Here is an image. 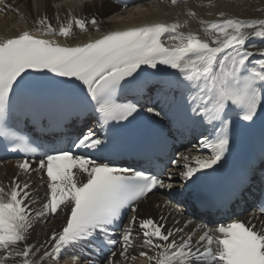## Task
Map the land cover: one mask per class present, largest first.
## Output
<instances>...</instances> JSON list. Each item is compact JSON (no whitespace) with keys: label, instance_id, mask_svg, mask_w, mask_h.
Returning <instances> with one entry per match:
<instances>
[{"label":"snow or ice","instance_id":"6c2138e0","mask_svg":"<svg viewBox=\"0 0 264 264\" xmlns=\"http://www.w3.org/2000/svg\"><path fill=\"white\" fill-rule=\"evenodd\" d=\"M171 2L176 4L177 0ZM5 7L12 10L10 5ZM5 7H0V11ZM187 14L195 16L192 11ZM219 17L200 20L202 37L192 31H181L187 27L185 20L108 31L83 44L61 45L41 37L67 39L74 35L73 26L85 31L86 24L96 25L97 19L70 17L61 22L57 18L59 26L54 28L45 16L35 22L37 26L32 30L0 38V137L10 141L14 151L30 156L37 154L28 138L14 131L15 125L11 123L12 97H22L34 73L44 77L51 73L54 77L81 82L94 102V111L99 114L98 125L103 127L109 122L127 121L138 112L134 103L115 101L114 94L123 87L122 82L136 87L128 78L136 80L141 66L157 71H162L158 66H166L178 73L176 82L187 93L190 118L210 129V135L199 141L207 146L210 154L192 157L195 167L189 166V158L184 156L185 170L180 172V179L189 181L197 172L213 168L229 149L233 124L230 113L235 112L242 122H255L264 111V59L252 62L254 51L246 47L252 38L264 41V18H226L223 12ZM166 35L169 43L164 42ZM256 51L264 57V47ZM47 78L53 80V77ZM53 86H58V82L49 85ZM146 111L161 115L155 107H148ZM73 147L100 152L104 141L89 128L78 136ZM172 164L177 165L178 161L173 160ZM16 167L25 174L33 171L46 174L47 200L34 211L39 197L33 198L30 182L21 184L14 175L10 186L0 184V264L58 261L67 247L84 241L101 250L116 246L118 241L109 235L108 229L118 226L125 209H131L132 215L119 241L121 259L117 260V253L112 251L103 264H121L129 259L137 222L142 246L156 250L151 256L139 252L149 264H264V219L259 224L253 222L256 217L220 222L213 227L197 224L191 233L177 240L176 235L184 233L192 221H185L183 227L165 229L154 218H139L135 206L139 201L154 189L172 187L157 175L131 172L129 168L113 167L95 158L76 155L71 147L46 148L35 167L28 159L18 162ZM73 169L86 174V182H78ZM168 178L172 179L171 173ZM61 210L65 211L66 220L61 230L54 229L39 246L27 243L34 221L43 218L46 222L48 216H55ZM258 211L264 217V202L258 205ZM198 232L202 234L194 239ZM79 259L74 254L71 264H78Z\"/></svg>","mask_w":264,"mask_h":264},{"label":"bare ground","instance_id":"6f19581e","mask_svg":"<svg viewBox=\"0 0 264 264\" xmlns=\"http://www.w3.org/2000/svg\"><path fill=\"white\" fill-rule=\"evenodd\" d=\"M6 5H10L12 10H8L5 7V10L1 11L0 36L4 37L14 36L20 31L36 27L35 22L45 16L54 28L59 26L57 18L61 22H66L70 17L86 18L88 20L95 17L97 19L96 25L87 23L85 31L73 26V36L67 39L62 36L59 37L62 40L61 43L71 46L86 43L90 39H97L108 31L126 30L154 23L183 22L185 20L188 21L187 27L182 28L181 31L185 33L192 31L202 37L203 32L200 20L211 21L220 19L219 13L221 12L225 14L226 18H264V0H177L176 4H173L171 0H167L165 2H157L154 8L143 6L124 12H118L116 8L112 7L109 0H9ZM189 11L194 12L195 16H188L187 13ZM163 39L165 43H169L167 35ZM246 47L254 51V56L250 58L252 62L256 59H264L256 51L258 48L264 47V41L259 38H252L248 41ZM158 68L166 70L164 74L175 72V70L166 66H158ZM164 82L166 80L159 81L160 86L152 89L147 99L150 104L155 107L156 111L164 112L171 116L183 117L184 119L192 116L190 109L186 107L187 93H184L183 89L178 85L175 86L172 80L168 81V87L163 86ZM209 154L207 146L202 145L199 151H193L186 155L189 158V166L195 167L194 162H191L192 157L208 156ZM184 163V159L182 161L179 160L175 166L180 170L177 171L176 167L172 169L171 174L174 179L178 178L180 172L185 170L183 168ZM14 175L16 174L12 165H4L0 168V179L3 181L10 179ZM198 176H200V172H197L194 177ZM175 186L179 187V184L176 183ZM36 197H39V199L34 206V211L46 202V198L42 194L36 193L34 198ZM165 199L163 197L148 199L146 204H142L139 207L138 215H150L154 218L167 215L168 220L177 221L178 216L175 215L174 211H170L172 206ZM157 205L158 208H156ZM64 221L65 211L63 210L58 211L55 216H48L46 222H44L43 218L34 221L27 243L39 246L51 235L54 229L59 231ZM133 235L134 240L129 252V259L121 261V264H140L139 262L143 259V257L139 256L140 251H144L149 255L148 248L142 246L141 239L135 230ZM132 256H135L136 259H131ZM116 259L120 260L121 258L116 256ZM47 263L45 261L44 264ZM66 264L69 263L67 262Z\"/></svg>","mask_w":264,"mask_h":264}]
</instances>
